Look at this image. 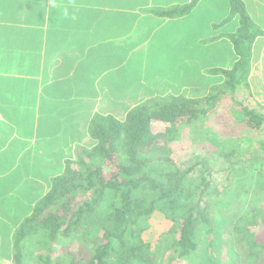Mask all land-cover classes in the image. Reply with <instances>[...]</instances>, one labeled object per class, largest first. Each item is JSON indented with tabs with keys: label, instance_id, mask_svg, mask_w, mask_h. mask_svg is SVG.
<instances>
[{
	"label": "trees",
	"instance_id": "1",
	"mask_svg": "<svg viewBox=\"0 0 264 264\" xmlns=\"http://www.w3.org/2000/svg\"><path fill=\"white\" fill-rule=\"evenodd\" d=\"M199 2L154 13L191 18L196 44V33H206L197 45L218 49L210 56L231 66L213 68V82L203 97L153 96L122 118L93 113L86 126L90 145L77 147L74 159L62 162L47 192L13 231L5 255L14 264H264V237L257 234L264 230V178L253 191L235 181L240 171H247V163L264 158L263 141L258 150L239 153L241 143L250 140L240 133L264 123V107L250 109L234 99L242 87H250L251 60L264 38V22L250 16L244 0H227L226 18L202 26L201 14L195 16ZM215 29L216 36L211 32ZM226 100L240 108L231 117L236 126L215 115ZM187 125L196 126L188 140L201 143L206 152L177 164L174 142ZM233 128L235 133L229 131ZM164 150L167 155L158 157ZM149 170L155 177L148 176ZM146 192L152 196L145 197ZM213 206H218L216 227L211 224ZM157 212L166 216L167 231L151 247L142 235ZM57 242L69 243L66 252L53 254ZM73 242L83 244L85 253L67 250Z\"/></svg>",
	"mask_w": 264,
	"mask_h": 264
},
{
	"label": "rangeland",
	"instance_id": "2",
	"mask_svg": "<svg viewBox=\"0 0 264 264\" xmlns=\"http://www.w3.org/2000/svg\"><path fill=\"white\" fill-rule=\"evenodd\" d=\"M189 1L191 0H173V2L178 3H188ZM200 1L199 12L195 16L198 17L201 14L200 17L203 18L201 21L202 26L208 25L210 22L220 23L223 18H226L227 0ZM116 2L121 4L124 3V0L115 1V4ZM173 2L171 0L162 1L163 5ZM244 2L247 5L250 16L255 21L264 22V11L262 10L264 8V0H252V2L244 0ZM133 3L135 2L132 1ZM145 18L134 17L135 20L129 17L105 18V20L112 22V25L108 26L110 37L108 33H104V29L98 30V28H95L97 31L94 34V38L96 40L100 39V41L97 49L99 54H94V56H98V59L103 57L100 52L103 51L105 46L104 54L114 55L112 56L111 67L119 68L110 74L108 78H101L100 76L102 75H100L95 82L93 81L92 84L96 85L97 83V92L34 93L36 94V100L41 99L42 102L44 101L48 104L50 113L37 112V103L35 102V113L30 117L34 119L36 127H40L44 123V114L50 118L45 123L48 124L47 133L49 137L45 139L41 136L39 129H31L32 134L35 132L36 138L26 140L27 144H25V147L28 151L21 157L22 159H17L18 149L10 153L11 147L10 149L5 148L1 154L0 264H14L12 259L5 255L9 248L11 235L23 217L31 212L33 204L47 192L49 179L61 172L62 162L65 159H74L77 147L90 145L86 134V126L93 113H112L117 115L118 118H122L129 108L153 96L203 97L207 94V85L211 83V80L213 82L212 77L214 75L211 73L213 68H217V66L229 68L231 66L230 61H224L220 64L215 61V56H210L211 54H218V49L212 46L208 47V45H205V47H208L207 49L205 47L201 49L197 45L201 44L206 33L200 34L199 31L196 33V38L200 41L196 44V40L192 39V35L189 32L190 26H187L189 23L183 26H179L181 23L177 24L178 21L172 23L171 26L176 30L173 31L172 29H166L168 25L159 29L151 26L162 25L163 22H158L161 18L155 17L154 20L152 17V19L146 18L144 22ZM173 24L178 25V27ZM211 32H215V36L219 34L216 29ZM184 39L189 42H183ZM104 42L107 44H104ZM217 44H219L220 50L225 46L223 39ZM256 45H258V49L253 51L254 54L248 76L250 87H242L234 98L250 109L264 107V38ZM120 48L123 50L129 49L131 52L129 51V54L125 53ZM154 59L157 64H152ZM117 61L123 62L118 63ZM45 64L46 67L49 66L50 71L59 67L57 59L54 60L51 57H48ZM67 81L71 86L73 82ZM73 84L76 85V82ZM43 96H49L52 101H46ZM51 102L53 104H50ZM231 105L232 102L226 100V103L224 102L219 107L215 115L225 125L236 126L237 122L233 121L231 117L235 114L234 110L239 111L240 108L236 105L235 107ZM45 124L44 126H46ZM195 129L196 126L190 125L180 129L174 142L177 164L184 163L195 155L203 156L205 154L206 150L201 143L194 141L191 143L188 140V134L193 133ZM235 129L233 128L229 131L235 133ZM26 131L28 132L27 128L19 127L18 135L12 138L14 140L12 147L18 143L19 137L22 138L21 133L25 134ZM244 133L241 132L240 134L247 136L246 138L250 140L249 142L241 143L242 145L239 149L241 156L258 150L259 142H264V123L257 130H248ZM230 135L233 134L230 133ZM166 155L167 151L164 150L160 151L157 156L165 157ZM158 166V170H160L163 164ZM246 169L247 171L238 173L235 181L236 183L245 184L246 187L252 190L255 188L256 183H259L264 178V158H256L249 164L247 163ZM153 173V171L149 170L148 176L155 177ZM220 176L215 175V179L219 182L224 179H221ZM262 183L264 182L262 181ZM262 187L264 189V186ZM227 194L224 193V195ZM143 195L150 198L152 193L146 192ZM249 196H247V199ZM262 202H264V199ZM210 216L211 224L216 227L218 206L212 207ZM167 222L166 216L162 213L159 214V212L155 213L151 220V228L142 235V238L153 247L155 238L166 233L167 229L165 226ZM245 222L243 221L241 225L245 224ZM257 234L264 237V230H260ZM200 236L205 238L206 234L203 233ZM223 236L220 235L219 239ZM66 244L68 245L69 243H55L53 254H61V251L66 252ZM84 248L83 244L73 242L67 247V250H71L72 253L76 254L80 249L84 250ZM220 250L224 255L227 250V244H223ZM223 255L221 256L223 257Z\"/></svg>",
	"mask_w": 264,
	"mask_h": 264
},
{
	"label": "crops",
	"instance_id": "3",
	"mask_svg": "<svg viewBox=\"0 0 264 264\" xmlns=\"http://www.w3.org/2000/svg\"><path fill=\"white\" fill-rule=\"evenodd\" d=\"M115 1L118 0H0V157L10 147V153L18 149L17 159L23 157L28 151L26 140L36 138L31 129H39L45 139L49 137L45 123L50 118L44 114V123L36 127L30 117L35 113V102L37 112L50 113L47 103L36 100L35 92H97V83L92 84L93 81L100 75L108 78L119 69L111 67L114 55L104 54L105 46L100 52L103 57L94 56L99 54L100 41L94 38L95 28L104 29L110 37L108 26L112 22L105 18L152 17L154 20L157 17L154 10L186 4L173 0L165 5L162 1L166 0H124L121 4ZM177 21L181 23L179 26L189 23V32L193 31L189 17L161 18L158 22H163L162 25L151 26L159 29L168 25L166 29L176 31L171 24ZM48 57L57 59L59 67L50 71L45 64ZM152 64H157L155 59ZM67 80L76 85L70 86ZM43 97L52 101L49 96ZM19 127L27 128L28 132L21 133L22 138L12 147V138L18 135Z\"/></svg>",
	"mask_w": 264,
	"mask_h": 264
}]
</instances>
